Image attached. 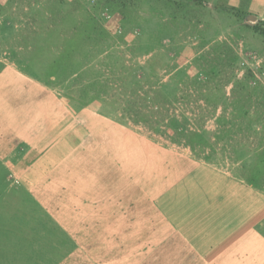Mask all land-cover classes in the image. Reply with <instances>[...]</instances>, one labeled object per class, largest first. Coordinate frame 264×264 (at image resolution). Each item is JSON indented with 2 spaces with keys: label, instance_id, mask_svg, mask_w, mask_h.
Segmentation results:
<instances>
[{
  "label": "rangeland",
  "instance_id": "obj_1",
  "mask_svg": "<svg viewBox=\"0 0 264 264\" xmlns=\"http://www.w3.org/2000/svg\"><path fill=\"white\" fill-rule=\"evenodd\" d=\"M260 20L264 0H0V54L67 102L157 140L172 142L171 128L134 122V94L160 104L147 100L141 117L155 106L168 118L207 114V136L172 143L264 192V36L244 26ZM4 186L0 264H48L54 225Z\"/></svg>",
  "mask_w": 264,
  "mask_h": 264
},
{
  "label": "crops",
  "instance_id": "obj_2",
  "mask_svg": "<svg viewBox=\"0 0 264 264\" xmlns=\"http://www.w3.org/2000/svg\"><path fill=\"white\" fill-rule=\"evenodd\" d=\"M2 184L54 225L48 264H264V192L0 54Z\"/></svg>",
  "mask_w": 264,
  "mask_h": 264
},
{
  "label": "trees",
  "instance_id": "obj_3",
  "mask_svg": "<svg viewBox=\"0 0 264 264\" xmlns=\"http://www.w3.org/2000/svg\"><path fill=\"white\" fill-rule=\"evenodd\" d=\"M244 26L250 28L252 32L258 35L264 36V21L263 20L256 21L252 25L244 24ZM86 34H87L86 37L90 39L91 38L90 33L88 32ZM174 69L176 68L172 67L171 72L175 71ZM181 71L183 73H186V69L184 70L180 69L177 73H181ZM134 95L135 96L133 98L129 97L130 100L134 99L131 103L132 105H134V108L132 106V110L131 111L129 110V113H128V115H131L132 117H134V120H135L134 122H142V123L145 122L144 124L148 128H155V129L157 128L156 125L160 126V123H162L165 129L167 127L171 128L170 131H172V135H168L167 138L171 140L172 142L179 143V144H181L183 141L187 144L190 143L192 140L191 137L193 136H196V137H199L202 135L207 136V132L201 131L202 130L201 124L207 117V114L203 112L191 113L192 118L190 119L185 114H179V115L171 114L169 115L170 117L168 118L167 112L164 113L165 109H163L161 106H158V107L155 106L154 111L151 110L148 117H141L142 116L141 109L143 108V105L144 107H148L147 100H149V102L154 101L159 104V102L157 101L158 98L154 95H152L154 97H147V98H145V96L140 97L139 95H136V94ZM141 98H143V100ZM139 100H141V103L139 105H136L135 102ZM163 104L165 103L163 102ZM126 111H128V109Z\"/></svg>",
  "mask_w": 264,
  "mask_h": 264
},
{
  "label": "bare ground",
  "instance_id": "obj_4",
  "mask_svg": "<svg viewBox=\"0 0 264 264\" xmlns=\"http://www.w3.org/2000/svg\"><path fill=\"white\" fill-rule=\"evenodd\" d=\"M49 117V116H48Z\"/></svg>",
  "mask_w": 264,
  "mask_h": 264
}]
</instances>
